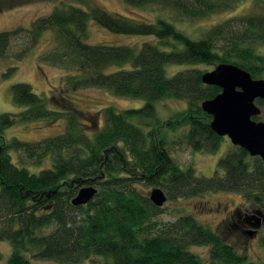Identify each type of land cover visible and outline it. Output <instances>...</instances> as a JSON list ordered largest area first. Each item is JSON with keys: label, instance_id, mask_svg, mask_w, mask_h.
Returning a JSON list of instances; mask_svg holds the SVG:
<instances>
[{"label": "trees", "instance_id": "obj_1", "mask_svg": "<svg viewBox=\"0 0 264 264\" xmlns=\"http://www.w3.org/2000/svg\"><path fill=\"white\" fill-rule=\"evenodd\" d=\"M122 1L198 16L227 4L225 0ZM90 18L110 31L154 34L161 42L172 40L173 44L169 48L152 42H143L139 48L92 44L86 41ZM46 29L52 30L54 44L41 52L39 61L74 70L76 76L66 74L70 86L103 87L117 95L143 98L144 104L121 112L105 109V124L96 130L82 127L83 123L69 114L65 134L38 142L6 141L3 128L16 119L34 120L57 112L46 108L29 84L10 86L13 100L27 107L18 115L0 112V241L7 240L11 246L0 264H33L30 258L79 263L94 256H102L110 264H205L190 250L195 245L210 247L208 264H246L245 254L193 215L158 220L162 206L153 204L149 193L139 186L160 187L168 200L232 191L264 206V161L233 145L218 159L213 175L199 174L193 165L182 168L173 159L166 139L157 131L159 123H142L145 130L130 118L137 115L152 120L156 117L155 101L163 97L184 100L185 107L165 126L176 129L187 125L179 139L192 151L215 152L224 136L211 128V116L202 110L201 102L214 97L220 88L203 83L202 71L196 65L232 63L253 78H264L258 76L264 75V54L254 48L264 44V14L228 18L193 39L165 19L138 24L100 7L59 3L50 14L34 20L30 28L0 31V57L8 54L15 36L25 34L23 47L14 54L20 59ZM168 63L190 66L168 75ZM256 103L262 105V100L256 99ZM10 150L20 160L28 158L36 165L49 155L51 164L38 172L30 171L12 159ZM90 184L97 187L96 194L85 204H72L78 189ZM260 242L264 246V235Z\"/></svg>", "mask_w": 264, "mask_h": 264}, {"label": "rangeland", "instance_id": "obj_2", "mask_svg": "<svg viewBox=\"0 0 264 264\" xmlns=\"http://www.w3.org/2000/svg\"><path fill=\"white\" fill-rule=\"evenodd\" d=\"M210 1L222 3L223 0ZM258 1L264 0H225L227 4L218 10L198 16L184 14L175 8H163L159 5L132 6L122 0H0V31L17 27L30 28L34 20L50 14L59 3L70 2L87 9L100 7L110 13L125 16L129 21L138 24H152L156 23L158 19H165L180 32L193 39H198L209 28L228 18L247 13L264 14V3L260 4ZM87 29L86 41L92 44H128L137 48L141 47L143 42H152L161 48H169V45L173 44L172 40H167L165 43L161 42L154 34H123L110 31L93 18L88 20ZM25 36V34L15 36L10 42L8 54L0 57V112L18 115L27 107V105L16 103L12 98L10 86L17 82L29 84L31 89L42 97L44 106L57 112L49 117L34 120L16 119L3 128L2 132L6 141L17 138L38 142L50 136L65 134L69 129V114L73 115L78 122L83 123L82 127L88 130H96L105 124V109L112 108L121 112L127 108H137L144 104L143 98L117 95L103 87H72L68 84L66 74L69 72L70 77L76 76L77 73L74 70L69 71L57 65L40 62L39 55L41 52L48 50L54 44L51 29L44 30L35 46L23 57L16 59L14 54L23 47ZM254 48L257 52L264 54V44L254 45ZM188 66L190 65L186 63H168L165 70L168 75H172ZM196 67L204 72L211 70L214 65L202 63L197 64ZM185 104L184 100L163 97L155 101V118L151 120L133 115L130 120L136 124L159 123L156 126L157 131L160 136L166 139L171 156L180 167L185 168L191 164L197 173L211 176L215 172L218 159L233 144L227 136H224L215 152L192 151L184 141L178 138L183 132H186L187 125L176 129L165 126L166 121L181 111ZM142 127L147 129L143 124ZM176 139L180 141L174 144ZM10 151L12 159L16 163H24L33 172H38L42 167L51 164V156L49 155L36 165L32 164L28 158L20 160L14 150ZM139 187H142L147 193L153 188V186ZM259 207L260 204L253 203L238 192L214 191L198 197L167 199L162 205V211L157 219L168 222L173 221L179 214H191L199 222L219 231L224 239L235 247L237 252L245 254L246 264H256L264 261V246L260 242V237L264 235V223L259 228L257 236L250 235L244 232L246 228L243 227L244 229H242L239 226L237 212L250 209L248 213L257 218L260 217L259 214L251 209H259ZM252 229L254 228H247V230ZM190 250L200 255L205 264H208L209 246L195 245L191 246ZM10 251L9 241L1 240L2 260L0 262L7 259ZM30 259L33 264H110L102 256L84 259L79 263H60L41 258Z\"/></svg>", "mask_w": 264, "mask_h": 264}, {"label": "water", "instance_id": "obj_3", "mask_svg": "<svg viewBox=\"0 0 264 264\" xmlns=\"http://www.w3.org/2000/svg\"><path fill=\"white\" fill-rule=\"evenodd\" d=\"M201 80L220 88L214 97L201 102L202 110L211 116V128L219 136H227L233 145L242 147L252 156L258 155L264 161V78H253L238 65L223 62L202 72ZM256 99H261L262 105L257 104ZM96 192V186L83 185L71 202L85 204ZM149 198L156 206H162L167 200L160 187H153ZM248 232L255 234V230Z\"/></svg>", "mask_w": 264, "mask_h": 264}, {"label": "flooded vegetation", "instance_id": "obj_4", "mask_svg": "<svg viewBox=\"0 0 264 264\" xmlns=\"http://www.w3.org/2000/svg\"><path fill=\"white\" fill-rule=\"evenodd\" d=\"M252 211H254L255 213L259 214L260 217L254 218L252 217L253 215L249 214L248 212L250 211V209H247L244 212H237L238 214V222H239V226L244 229L246 228V230L244 232H248L247 228L251 227L254 228L252 230H255V234L257 236V232L259 231V228L261 227V225H263L264 223V207H262V205H260L259 209H251ZM261 218L260 223L258 222V219ZM256 225V226H254ZM244 227V228H243Z\"/></svg>", "mask_w": 264, "mask_h": 264}]
</instances>
